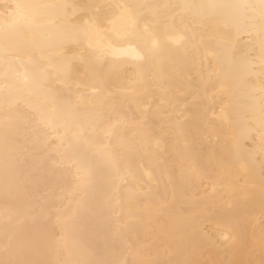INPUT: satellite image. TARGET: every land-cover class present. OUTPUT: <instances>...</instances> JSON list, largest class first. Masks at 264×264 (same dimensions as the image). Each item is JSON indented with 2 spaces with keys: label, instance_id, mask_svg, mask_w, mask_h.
Returning a JSON list of instances; mask_svg holds the SVG:
<instances>
[{
  "label": "bare ground",
  "instance_id": "6f19581e",
  "mask_svg": "<svg viewBox=\"0 0 264 264\" xmlns=\"http://www.w3.org/2000/svg\"><path fill=\"white\" fill-rule=\"evenodd\" d=\"M0 264H264V0H0Z\"/></svg>",
  "mask_w": 264,
  "mask_h": 264
}]
</instances>
